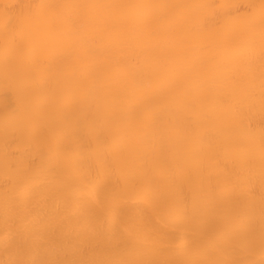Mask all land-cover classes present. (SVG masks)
Returning a JSON list of instances; mask_svg holds the SVG:
<instances>
[{
    "label": "bare ground",
    "instance_id": "bare-ground-1",
    "mask_svg": "<svg viewBox=\"0 0 264 264\" xmlns=\"http://www.w3.org/2000/svg\"><path fill=\"white\" fill-rule=\"evenodd\" d=\"M0 264H264V0H0Z\"/></svg>",
    "mask_w": 264,
    "mask_h": 264
}]
</instances>
